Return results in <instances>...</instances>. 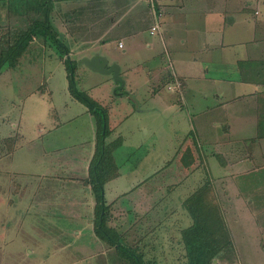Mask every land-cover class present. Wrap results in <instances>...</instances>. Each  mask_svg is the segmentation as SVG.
Returning <instances> with one entry per match:
<instances>
[{
	"label": "rangeland",
	"instance_id": "obj_1",
	"mask_svg": "<svg viewBox=\"0 0 264 264\" xmlns=\"http://www.w3.org/2000/svg\"><path fill=\"white\" fill-rule=\"evenodd\" d=\"M45 8L41 0H0V18L5 16V21L0 22V33L9 28H28L34 19L44 18ZM147 33L142 36L148 37ZM66 36L61 40L76 52H62L53 38L40 30L19 61L0 73V264H133L96 233V197L86 196L82 189L91 184L88 179L82 178L83 185L77 182L55 187L50 177L43 176L45 167L50 169L52 163L63 164L64 170L67 162L71 169L78 166L80 171L79 162L85 161L92 143L93 119L87 105L70 91L65 57L77 64L78 88L107 108L109 123L119 121L107 142L118 132L125 133L120 136L125 137V142L117 152L124 175L108 183L106 197L108 225L120 240L140 251L144 264H202L190 253L183 231L194 224L187 198L207 184L230 237L228 246L214 253L208 264H264V167L239 176L249 171L251 164L229 172L220 167L221 157L213 159L212 167L206 153L200 151L197 166L179 168L174 160L182 159L181 156L186 160L189 153H175L182 140L176 130L183 124L177 111L185 114L188 108L181 107L176 95L165 89L162 94L171 98V108L147 97L140 98L141 102L136 95L132 98L126 91L139 81L132 72L121 73L122 80H127L124 87L113 73L92 69L83 60L79 62L84 49L92 56L94 46L99 44L74 42ZM109 47L112 55L106 56L110 62L114 53L123 55L117 39ZM207 67L211 68V75H229L228 66L219 63L215 56ZM230 69L234 70L232 65ZM138 85L137 93L145 97V83L141 80ZM238 88L252 91L255 83ZM114 90H124L126 101L113 96ZM132 106L136 112L131 117L121 116L132 111ZM148 107L152 110L145 111ZM74 114H78L75 119L66 120ZM123 118L126 121L121 123ZM52 120L62 123L57 132L50 129ZM260 124L264 127V116ZM251 130L242 136L252 137L258 128ZM54 132L59 134L57 143L63 146L62 150L44 152L40 138L46 139ZM17 146L14 158L12 153ZM252 153L244 151L242 155L253 158ZM227 161L231 162V156H226ZM9 167L18 169L10 182L6 177ZM25 183L27 190L23 192ZM114 188L126 191L114 196ZM21 192L24 196H20ZM77 230L82 235H77Z\"/></svg>",
	"mask_w": 264,
	"mask_h": 264
},
{
	"label": "crops",
	"instance_id": "obj_2",
	"mask_svg": "<svg viewBox=\"0 0 264 264\" xmlns=\"http://www.w3.org/2000/svg\"><path fill=\"white\" fill-rule=\"evenodd\" d=\"M45 1V5L48 2L52 4L50 16L61 37L68 34L74 42H96L99 45L94 46L92 56H105L108 59L106 66L117 63L119 75L122 72H132L135 75L134 78L139 81L133 82L132 78L134 86L126 91L129 92L127 95L132 98L136 95L140 102L147 97L149 101H157L160 105L171 108V98L162 94L165 89L176 95L181 107L188 108V113L185 114L177 111L183 124L176 130L182 135V140L175 153L176 156L177 152L189 153L186 160H183V156L182 159L174 160L179 168L197 166L200 151L206 153L212 167L213 159L218 160V156L221 157L223 161L220 167L228 168L229 172L231 168L240 169L251 164L252 168L239 176L252 172L253 168L259 170L264 167V127L260 124L264 116V0H161L158 17L148 0ZM1 19L5 21V16L0 18V22ZM155 22H159L160 28L152 32L151 27ZM147 32L149 36L143 37ZM114 39L118 40L125 56L114 53V59L110 62L106 55H112L109 43ZM69 48L71 52H76L72 47ZM89 48L86 46L87 50ZM84 55L91 57L85 49L80 56L83 58ZM214 56L219 63L228 66L229 75L210 74L211 68L207 64L214 60ZM231 65L233 71L230 69ZM141 80L148 89L145 97L137 93ZM122 83L125 87L127 80L123 79ZM249 83H255L254 90H239L238 86L243 89ZM45 90L49 92L48 87ZM114 91L113 96L122 97L120 100L126 101L123 97L124 90ZM137 99L133 101L134 105L137 104ZM87 110L93 119L91 147L85 161L82 164L79 162L80 171L78 166L71 169L67 162H62L67 166L64 170H61L64 165L59 163H52L50 169L45 167L47 171L43 176L50 177L55 187L77 182L83 185L82 178L88 179L90 163L96 151L98 126L96 117L88 106ZM150 110L151 107L145 109ZM135 112L136 109L132 106V111L130 109L121 116L128 119ZM77 116L78 114H74L66 120L75 119ZM124 118L120 120L121 123L126 121ZM50 124V129L57 132L62 123L52 120ZM118 125L119 121H110L112 131L109 135L116 132ZM173 127L176 129L175 125ZM256 128L258 130L252 137L242 136L246 130L254 131ZM56 132L46 139L40 138L41 133L39 134L44 152L62 150L63 146L57 143L59 134H55ZM124 134L123 131L118 132L111 140L121 135L123 137ZM124 140L125 137L122 144ZM18 146L12 153L14 158L19 150ZM120 146L114 150V156L121 172L117 159ZM244 151H252L254 157L247 155L244 158ZM226 156H231V162H226ZM16 170L18 169L7 168L6 177L9 182ZM123 175L121 172L105 183L106 197L108 183ZM24 186L26 187L23 192H26L27 183ZM85 186L87 189H82L86 191V196L90 194L94 197L91 184ZM125 191L114 188V196H121ZM23 192L20 196H24ZM75 233L82 235L83 232L77 230Z\"/></svg>",
	"mask_w": 264,
	"mask_h": 264
},
{
	"label": "trees",
	"instance_id": "obj_3",
	"mask_svg": "<svg viewBox=\"0 0 264 264\" xmlns=\"http://www.w3.org/2000/svg\"><path fill=\"white\" fill-rule=\"evenodd\" d=\"M44 4L45 0H41ZM52 4H46L43 19H34L28 28L7 29L0 33V73L7 65H15L28 48L29 43L38 31L43 30L47 36L53 38L62 52H70V48L61 40L58 29L54 26L50 12ZM68 69L69 88L74 97L85 103L97 120L96 151L90 163L88 181L91 182L96 197V233L118 252L132 261L133 264H144L143 254L136 248L123 243L114 228L108 225L107 201L105 183L116 177L119 165L114 156V150L122 145L123 138L117 137L109 142L106 138L112 129L108 119L107 108L92 98L77 86L75 69L77 64L64 58ZM211 186L205 184L187 198L188 208L194 218V224L184 229V239L189 244L190 253L197 258V262L208 264L214 253L224 249L230 243L229 232L221 219L217 203L213 198Z\"/></svg>",
	"mask_w": 264,
	"mask_h": 264
},
{
	"label": "water",
	"instance_id": "obj_4",
	"mask_svg": "<svg viewBox=\"0 0 264 264\" xmlns=\"http://www.w3.org/2000/svg\"><path fill=\"white\" fill-rule=\"evenodd\" d=\"M84 61L89 67L104 72V73H113L114 76L118 80H122L119 75V65L117 63H113L110 66H106L108 63V59L105 56H101L100 54H95L94 56L88 57L85 56L79 62Z\"/></svg>",
	"mask_w": 264,
	"mask_h": 264
},
{
	"label": "built area",
	"instance_id": "obj_5",
	"mask_svg": "<svg viewBox=\"0 0 264 264\" xmlns=\"http://www.w3.org/2000/svg\"><path fill=\"white\" fill-rule=\"evenodd\" d=\"M148 1L152 7L154 14L156 15V17H158L159 13L161 12V9L159 7L161 0H148ZM159 28H160L159 22H155V24L151 27V30L152 32H156L158 31Z\"/></svg>",
	"mask_w": 264,
	"mask_h": 264
}]
</instances>
